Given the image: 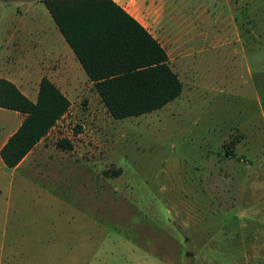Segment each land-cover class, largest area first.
<instances>
[{
	"label": "rangeland",
	"instance_id": "1",
	"mask_svg": "<svg viewBox=\"0 0 264 264\" xmlns=\"http://www.w3.org/2000/svg\"><path fill=\"white\" fill-rule=\"evenodd\" d=\"M162 1L181 97L115 120L80 94L0 169V264H264V0ZM49 22L43 0H0V71L46 56ZM15 119L0 110V139Z\"/></svg>",
	"mask_w": 264,
	"mask_h": 264
},
{
	"label": "trees",
	"instance_id": "2",
	"mask_svg": "<svg viewBox=\"0 0 264 264\" xmlns=\"http://www.w3.org/2000/svg\"><path fill=\"white\" fill-rule=\"evenodd\" d=\"M110 116L137 118L181 97L183 83L169 56L146 28L113 0H43ZM0 108L24 119L0 151L7 169L17 167L69 113L70 100L43 77L36 102L0 78ZM58 149L70 151V140Z\"/></svg>",
	"mask_w": 264,
	"mask_h": 264
},
{
	"label": "crops",
	"instance_id": "3",
	"mask_svg": "<svg viewBox=\"0 0 264 264\" xmlns=\"http://www.w3.org/2000/svg\"><path fill=\"white\" fill-rule=\"evenodd\" d=\"M113 1H115L119 6L125 9L144 28H146L155 39L160 42V44L166 50L171 63L172 57L169 53L171 45L166 43L163 44L160 38V33L162 31L171 32L172 29L168 24H165L166 22H171L173 18L171 17V15L168 16V10H166L164 2L162 0H133L137 2H135L132 9L129 10V0ZM49 24L54 25L49 27V33L52 39H54L56 42L53 43L51 47L45 50L47 55L45 56V54H43V51L39 56L30 51H26V53L21 51L19 56L14 59V61L17 62V68H19L17 72H13L8 64H5V62L2 60L4 69L0 71V78L11 81L31 101L36 102L40 82L43 77H46L51 82H53L59 88V90L70 100V109H72L78 103L79 95L84 93L88 88L94 89V87L93 84L89 81L85 71L77 61L73 51L66 43L55 23L52 24L51 22H49ZM25 38L26 40L28 39V37ZM22 41L20 43L21 45H24L25 43L23 42L22 44ZM40 44L45 45V40H43V42L40 41V43L38 42V45ZM0 110L7 115L16 117V119L12 121L13 126L11 127V129L7 131L0 139L1 151L8 139L18 130L24 117L17 112L8 111L1 108ZM20 116L23 118H17ZM43 140H41V142ZM38 145L36 147H38ZM36 147L21 161V163L17 167L13 168L12 170L15 172L20 171V167L28 159V157L32 155ZM3 168L5 169L6 167L4 166L0 156V169L4 170ZM5 249L6 247L4 246L2 247L1 251L4 252Z\"/></svg>",
	"mask_w": 264,
	"mask_h": 264
},
{
	"label": "water",
	"instance_id": "4",
	"mask_svg": "<svg viewBox=\"0 0 264 264\" xmlns=\"http://www.w3.org/2000/svg\"><path fill=\"white\" fill-rule=\"evenodd\" d=\"M192 255V253H187V256H191Z\"/></svg>",
	"mask_w": 264,
	"mask_h": 264
}]
</instances>
